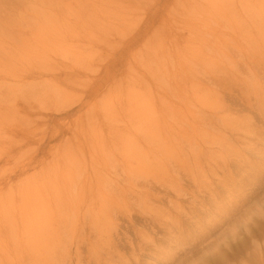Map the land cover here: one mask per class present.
<instances>
[{
	"label": "bare ground",
	"instance_id": "bare-ground-1",
	"mask_svg": "<svg viewBox=\"0 0 264 264\" xmlns=\"http://www.w3.org/2000/svg\"><path fill=\"white\" fill-rule=\"evenodd\" d=\"M15 1L11 10L26 9L25 3L33 8L25 11L26 18H19L12 28L0 31L1 62L12 60L9 53L17 46L59 47L61 61L50 59L36 70L35 77L48 76L42 88H36L39 104L67 112L76 104L74 94L81 92L78 97L85 111L80 114L79 110L67 124L65 130L70 137L65 139L61 152L63 158L71 156L78 165L86 159L88 163H84L82 174L64 182L66 190L104 202L110 193L123 190L121 185L130 188L138 180L142 182L141 189L148 191L149 179L154 177H160L157 183L164 189L165 182L171 183V173L177 179L193 177L190 180L197 185L205 181L206 174L222 171L219 164L210 165V161L214 152L217 154L219 142L222 149L225 147L222 137L226 131L231 132L230 125L240 124L241 118L231 116L228 106L220 107L218 103L219 95L231 94L232 89L214 97L205 94V85L233 86L239 96L247 97V107L253 96L262 113L259 116L264 119V88L260 86L264 77L260 69L264 66V0H165L161 8L154 9L151 20L146 19L147 13L138 18L122 12L105 20L106 0ZM161 1L125 0L126 6L133 9L140 4L152 9ZM155 23H159L157 27ZM143 24L146 27L138 47L125 54L122 70L114 69L122 57L120 52L136 42ZM104 48H117L119 59L107 54L104 75L99 76L93 59L100 58ZM83 57H88V63ZM110 67L119 77L115 74L106 79ZM242 70L247 77H235ZM9 77L15 78L14 85L1 77L0 97L16 87L5 114L20 118L24 115L20 87L23 80L16 76L14 68ZM109 94L116 98L102 102ZM218 125L222 130L215 134L213 130L218 132ZM3 126L0 130L5 133L2 131L0 136L7 134ZM199 127L209 135L210 141L205 144L191 141ZM178 137L181 139L176 141ZM20 139L25 140L23 136ZM174 149L176 152L171 153ZM20 150L0 151V161ZM60 160V156L53 158L54 162ZM204 167L206 170L201 171ZM1 184L4 181L0 180ZM207 190L214 192L208 187ZM27 194L17 191L18 198L29 203L22 217L31 221L30 231L39 226V219L48 217L44 212L50 203L61 205L73 197L71 193L51 197L47 188Z\"/></svg>",
	"mask_w": 264,
	"mask_h": 264
},
{
	"label": "rangeland",
	"instance_id": "rangeland-1",
	"mask_svg": "<svg viewBox=\"0 0 264 264\" xmlns=\"http://www.w3.org/2000/svg\"><path fill=\"white\" fill-rule=\"evenodd\" d=\"M15 2L0 0L1 32L12 28L19 18H26L24 12L33 8L24 2L26 9L11 10ZM164 2L152 9L148 4L133 9L126 6L125 0H106L104 17L109 20L122 12L140 18L147 13L146 19L151 20L154 9L161 8ZM145 27L143 24L136 34V42L120 52L122 57L114 69H123L125 54L138 47ZM117 50L104 48L101 57L93 59L99 76L103 74L107 54H115L119 59ZM61 52L59 47L21 45L11 50L9 62L3 63L0 58V78L5 77V83L13 84L15 78L9 77L13 68L16 76L22 77L24 111L20 118L5 114L11 107L16 87L2 94L0 127L5 125L7 134L0 136V151L21 150L0 161V180L5 184L0 185V264H264V119L259 116L262 113L253 96L251 106L247 107V97L239 96L233 86L203 88L205 94L214 97L218 92L232 89L231 94L219 95L218 103L220 107L228 106L231 116L241 118L240 124L230 125L231 132L226 131L222 137L225 147L222 149L219 142L217 154L214 152L210 161V165L219 164L222 171L206 174L205 181L197 185L190 180L193 177L177 179L171 173V183L165 182L164 189L157 183L160 177H154L149 179L148 191L141 189L142 182L138 180L130 188L121 185L123 190L110 193L107 201L99 202L96 197L92 199L64 189V182L82 174L84 163H88L86 159L78 165L71 156L63 158L61 152L65 139L70 137L65 130L67 124L79 110L80 114L85 111L78 97L81 92L74 94L76 104L67 112L39 104L36 88H42L48 76L35 77L36 70L40 64L51 62L50 59L61 61ZM83 61L88 63V57H83ZM260 69L264 72V66ZM108 71L106 79L115 74L119 77L111 67ZM243 72L235 77L245 79ZM260 86L264 88V77ZM87 93L88 88L84 91ZM111 98L116 97L104 95L102 102ZM216 128L218 132L213 130V133L219 134L222 128L220 125ZM192 137L195 140L191 141L199 144L210 141L204 127H199ZM174 152L175 149L171 150ZM58 156L62 160L54 162L53 158L56 160ZM205 170L204 167L201 171ZM207 187L214 192H209ZM44 188L51 190V197L65 193L73 197L61 205L50 203L44 212L48 217L39 219L36 224L39 226L30 231L31 221L22 217L29 203L19 199L17 191L34 195Z\"/></svg>",
	"mask_w": 264,
	"mask_h": 264
}]
</instances>
